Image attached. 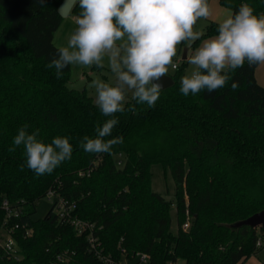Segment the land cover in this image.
Segmentation results:
<instances>
[{"label":"trees","instance_id":"obj_1","mask_svg":"<svg viewBox=\"0 0 264 264\" xmlns=\"http://www.w3.org/2000/svg\"><path fill=\"white\" fill-rule=\"evenodd\" d=\"M62 1L46 0L42 6L37 0H0V229L15 222L5 223V198L23 200L18 220L32 229L29 235L23 228L14 231L18 256L0 246V264H104L97 251L119 258L121 247L129 255L148 253L149 264H244L261 249L256 240L264 234L262 226L231 225L264 210L259 64L245 62L229 73L232 79L224 88L187 97L179 91L182 72L177 70L154 107L130 97L125 111L115 114L112 137L122 136V144L111 153L89 154L80 141L95 137L96 127L109 117L86 88L69 85L71 65L60 79L54 67H47L61 47L54 37L63 20ZM220 1L233 14L244 3L254 14L264 13V0ZM72 11L79 16V0ZM217 28L218 21L211 20L192 47L217 35ZM133 106L134 113L127 110ZM25 124L29 132L39 129L45 143L69 137L71 159L51 174L36 175L22 146L9 151ZM154 163L169 167L175 180L176 231L174 201L152 188ZM50 189L75 204V216L95 223V246L90 232L78 233L53 204L45 216L34 217L37 202ZM188 216L191 224L185 229Z\"/></svg>","mask_w":264,"mask_h":264},{"label":"clouds","instance_id":"obj_2","mask_svg":"<svg viewBox=\"0 0 264 264\" xmlns=\"http://www.w3.org/2000/svg\"><path fill=\"white\" fill-rule=\"evenodd\" d=\"M37 3L43 6L46 0ZM79 7L75 30L47 67H54L60 79L70 65H107L114 80L94 79L89 87L95 90V105L109 119L96 127L95 137L85 135L80 144L89 154L111 153L123 143V137H112V131L118 124L115 114L125 111L128 94L137 104L155 106L162 79L170 68L177 67L178 46L185 44L191 49L201 38L203 33L196 31L195 25L212 14L211 8L209 0H79ZM217 33L188 56L192 69L181 77L183 96L224 88L232 79L229 73L245 62L264 64V13L254 14L253 7L244 3L218 22ZM237 87L232 83V90ZM127 110L136 111L134 106ZM28 129L27 124L18 129L9 151L22 146L26 165L36 175L51 174L71 159L69 137L56 136L45 143L39 139V129Z\"/></svg>","mask_w":264,"mask_h":264},{"label":"rangeland","instance_id":"obj_3","mask_svg":"<svg viewBox=\"0 0 264 264\" xmlns=\"http://www.w3.org/2000/svg\"><path fill=\"white\" fill-rule=\"evenodd\" d=\"M77 0H63L60 6L62 15L64 16V21L61 27L55 32L54 41L59 46H66L68 36L75 30L76 24L75 19L72 17L73 6ZM209 5L211 8V15L207 19H201L195 25V30L204 32L206 26L211 20L220 21L222 20L229 12L232 13V10L226 5L222 4L220 0H210ZM215 36V35H214ZM205 37L196 47H191L190 54L202 43L204 39L210 38ZM187 46L181 44L178 46L177 55L174 58V62L178 63L179 69H169L168 74H174L179 70L182 72V76L191 71L192 66L184 64L183 52ZM189 54V55H190ZM188 55V56H189ZM256 78L257 80L264 85V64H259L256 68ZM94 79H102L105 82H111L114 80L113 74L105 65L104 68H93V67H82V66H72L71 65V76L69 85L71 87L83 89L86 88L89 94H91L95 100V90L89 85ZM131 97V93L128 94V98ZM152 188L153 190L163 194L168 199H172L174 204L171 208L172 214V229L177 230V217H176V184L174 177L172 175L171 169L165 167L162 163H154L152 165ZM52 198L49 195H46L39 199L37 202V212L34 214L35 218H40L46 215L48 210L52 206ZM7 239V232L4 229H0V243H4ZM256 257L264 263V247L261 248ZM179 264H183V260L179 261Z\"/></svg>","mask_w":264,"mask_h":264},{"label":"built area","instance_id":"obj_4","mask_svg":"<svg viewBox=\"0 0 264 264\" xmlns=\"http://www.w3.org/2000/svg\"><path fill=\"white\" fill-rule=\"evenodd\" d=\"M177 67L178 63L174 62ZM176 67V68H177ZM121 163V161H120ZM52 198V204L54 206L55 211L59 215V217L63 220H67L73 224L75 229L78 233L82 234L85 232H90V239L93 242V246L96 244V237L92 235L93 229L95 227V223L91 222L89 220L81 219L73 214V209L75 207V204L70 202L64 197L58 196L55 192V190L50 189L47 193ZM23 200L12 202L8 198H5L2 202V207L5 209L6 217H5V223L9 222V220L15 219V222L12 226L6 227L4 226L1 229H4L7 232V239L4 243H0V246L4 248V250L7 253H11L15 256H18L19 251V245L17 242L16 237L14 236V231L18 228L24 229V234L29 235L32 232V229L29 227L27 223H24L18 218L24 213L23 209ZM190 216H188L187 221L183 224V228L187 229L190 227ZM256 246L258 248L264 247V234L259 233L257 240H256ZM121 256L119 258H115L112 255H103L100 252L97 251L100 258L104 260V264H149L150 256L148 253L143 251H136L132 253L131 255L128 254V251L126 248L121 247ZM60 259H64L63 256L59 257ZM167 264H179V261L171 260Z\"/></svg>","mask_w":264,"mask_h":264},{"label":"water","instance_id":"obj_5","mask_svg":"<svg viewBox=\"0 0 264 264\" xmlns=\"http://www.w3.org/2000/svg\"><path fill=\"white\" fill-rule=\"evenodd\" d=\"M183 58L184 59L188 58V47L184 49ZM161 83L163 85L162 89H165L174 83V79L171 74H168L165 78L162 79ZM231 225L234 227H238L242 225H249L255 228L260 226L264 227V210L258 211L245 219L234 222Z\"/></svg>","mask_w":264,"mask_h":264},{"label":"crops","instance_id":"obj_6","mask_svg":"<svg viewBox=\"0 0 264 264\" xmlns=\"http://www.w3.org/2000/svg\"><path fill=\"white\" fill-rule=\"evenodd\" d=\"M61 11V10H60ZM72 17H73V19H75L76 20V18H77V16H75L74 15V13H73V11H72ZM63 21H64V16H63V20H62V23H63ZM62 23H61V25H62ZM61 25H60V27H61ZM59 27V28H60ZM190 50L191 49H189L188 48V55L190 54ZM244 264H264L261 260H259L257 257H256V255H253V256H251Z\"/></svg>","mask_w":264,"mask_h":264}]
</instances>
